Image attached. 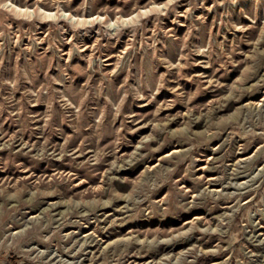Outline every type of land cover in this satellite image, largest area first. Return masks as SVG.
Returning a JSON list of instances; mask_svg holds the SVG:
<instances>
[{
	"label": "rangeland",
	"instance_id": "rangeland-1",
	"mask_svg": "<svg viewBox=\"0 0 264 264\" xmlns=\"http://www.w3.org/2000/svg\"><path fill=\"white\" fill-rule=\"evenodd\" d=\"M0 264H264V0H0Z\"/></svg>",
	"mask_w": 264,
	"mask_h": 264
},
{
	"label": "bare ground",
	"instance_id": "bare-ground-1",
	"mask_svg": "<svg viewBox=\"0 0 264 264\" xmlns=\"http://www.w3.org/2000/svg\"><path fill=\"white\" fill-rule=\"evenodd\" d=\"M47 15H49V14H47Z\"/></svg>",
	"mask_w": 264,
	"mask_h": 264
}]
</instances>
